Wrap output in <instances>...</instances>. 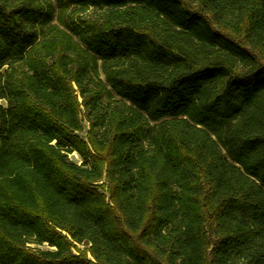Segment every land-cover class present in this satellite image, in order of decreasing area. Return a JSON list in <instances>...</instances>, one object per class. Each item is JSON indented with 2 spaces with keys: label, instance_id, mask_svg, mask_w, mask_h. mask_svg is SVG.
Returning a JSON list of instances; mask_svg holds the SVG:
<instances>
[{
  "label": "trees",
  "instance_id": "trees-1",
  "mask_svg": "<svg viewBox=\"0 0 264 264\" xmlns=\"http://www.w3.org/2000/svg\"><path fill=\"white\" fill-rule=\"evenodd\" d=\"M0 264H264V0H0Z\"/></svg>",
  "mask_w": 264,
  "mask_h": 264
},
{
  "label": "rangeland",
  "instance_id": "rangeland-1",
  "mask_svg": "<svg viewBox=\"0 0 264 264\" xmlns=\"http://www.w3.org/2000/svg\"><path fill=\"white\" fill-rule=\"evenodd\" d=\"M69 158H70L71 160L77 162V163H80V159H79L78 156H76V155H71V156H69Z\"/></svg>",
  "mask_w": 264,
  "mask_h": 264
}]
</instances>
